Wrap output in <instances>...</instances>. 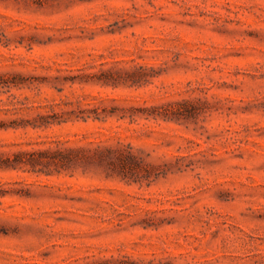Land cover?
I'll list each match as a JSON object with an SVG mask.
<instances>
[{"label":"rangeland","instance_id":"obj_1","mask_svg":"<svg viewBox=\"0 0 264 264\" xmlns=\"http://www.w3.org/2000/svg\"><path fill=\"white\" fill-rule=\"evenodd\" d=\"M0 264H264V0H0Z\"/></svg>","mask_w":264,"mask_h":264}]
</instances>
